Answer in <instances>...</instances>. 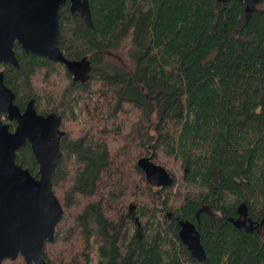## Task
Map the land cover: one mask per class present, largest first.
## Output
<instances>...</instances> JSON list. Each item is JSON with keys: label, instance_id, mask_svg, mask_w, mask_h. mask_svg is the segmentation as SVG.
I'll return each mask as SVG.
<instances>
[{"label": "trees", "instance_id": "obj_1", "mask_svg": "<svg viewBox=\"0 0 264 264\" xmlns=\"http://www.w3.org/2000/svg\"><path fill=\"white\" fill-rule=\"evenodd\" d=\"M89 4L93 28L69 3L60 10V48L84 81L19 45V68L0 67L22 112L34 100L62 120L52 187L64 213L45 263L93 264L96 226L97 264H264V225L230 221L242 205L264 217V0L252 12L235 0ZM143 157L172 185H149ZM16 162L39 178L29 143ZM181 220L196 225L206 261L180 240Z\"/></svg>", "mask_w": 264, "mask_h": 264}, {"label": "water", "instance_id": "obj_2", "mask_svg": "<svg viewBox=\"0 0 264 264\" xmlns=\"http://www.w3.org/2000/svg\"><path fill=\"white\" fill-rule=\"evenodd\" d=\"M235 1L246 4L252 12L260 0ZM68 3L72 15H80L90 28L94 27L89 0H0V67L19 68L15 52L19 45L27 54L59 62L71 73L78 70L80 63L68 60L59 44L60 10ZM15 99V93L5 85L4 72L0 71V264L9 259L16 261L19 256L26 264H46V243L54 242L64 213L52 187L53 174L61 159L55 140L59 122L54 115L38 114L34 100L22 112ZM3 116L17 123L14 131ZM27 143L38 160L39 178L16 162L17 152ZM137 166L152 187L172 185L170 172L156 164L153 157L141 158ZM240 208L242 218L230 219L236 227L249 232L264 225V217L260 223L254 222L245 205ZM179 225L182 243L194 258L206 261L196 225L184 220Z\"/></svg>", "mask_w": 264, "mask_h": 264}, {"label": "flooded vegetation", "instance_id": "obj_3", "mask_svg": "<svg viewBox=\"0 0 264 264\" xmlns=\"http://www.w3.org/2000/svg\"><path fill=\"white\" fill-rule=\"evenodd\" d=\"M71 74H72L73 79H75V80H83L84 81L85 78L87 77V72H86L84 66H80L78 68V70H76L75 72H73ZM54 116L57 118V121L59 122L58 133H57V137H56L55 140H56L57 144L59 145L60 154H61L60 144H61V141H62V137H61V133H60V126H61L62 120H61V118L59 116H57V115H54ZM11 124H12L13 128L11 127ZM9 125H10V128H11L12 131H14L16 129V127H17V123L15 121L10 122ZM61 158H62V154H61Z\"/></svg>", "mask_w": 264, "mask_h": 264}, {"label": "rangeland", "instance_id": "obj_4", "mask_svg": "<svg viewBox=\"0 0 264 264\" xmlns=\"http://www.w3.org/2000/svg\"><path fill=\"white\" fill-rule=\"evenodd\" d=\"M93 228H94L93 229V237L91 240V248L89 250V253H90L92 263L97 264L98 260H99V247L103 244L104 241L101 238V236L98 234L99 232H98L97 227L94 226Z\"/></svg>", "mask_w": 264, "mask_h": 264}]
</instances>
